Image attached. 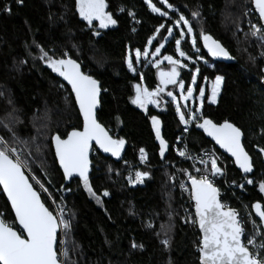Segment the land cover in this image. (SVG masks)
Segmentation results:
<instances>
[{
    "label": "trees",
    "instance_id": "trees-1",
    "mask_svg": "<svg viewBox=\"0 0 264 264\" xmlns=\"http://www.w3.org/2000/svg\"><path fill=\"white\" fill-rule=\"evenodd\" d=\"M105 2L106 11L118 23L99 30V36H93L92 29L76 13L75 0H23V4L0 0V137L9 139L12 132L16 134L20 141L16 147L23 153L22 158L29 159L38 176H44L42 167L47 169V179L42 182L58 202L62 197L67 209L71 210L68 215L72 217V228L64 239L68 258L74 264H198L199 230L184 222V209L188 208L189 212L194 209L189 208L188 193L179 187L182 174L177 173V169L190 165L180 162L172 150L183 125L179 124L174 105L164 102L170 100L166 96L160 105H149L147 113L130 103L134 95L132 84L138 83L143 74L144 86L154 89L159 83L158 69L141 57L140 63L135 65L137 72L133 74L124 61L128 49H142L155 26L161 22L167 24V20L151 13L143 0ZM169 2L191 20L197 38L200 31L212 35L233 57V60H225L208 56L202 42L198 41L199 54L204 60L195 64L184 61L189 67L181 69V77L187 85L191 70L199 68L198 85H204L207 91L204 76L209 79H214L216 74L225 76L217 103L211 104L205 98L202 111L215 122L228 120L241 128L245 148L254 163L251 177L257 182L264 180V156L258 151V147H264V135L260 134L264 129V84L260 83V77L264 75L260 72L264 68V56L261 55L264 41L249 33L251 24H261L252 0ZM153 3L166 10L159 0H153ZM5 4L10 6V12L3 11ZM192 10H198L200 16L192 19ZM128 11L135 14L139 24ZM169 15L175 18L170 10ZM96 23L93 22V27ZM161 43L165 45L162 54L179 58L175 54L174 40L169 38ZM37 44L56 58L67 51L82 65L84 72L99 81L103 96L98 120L114 138L126 140L122 161L115 162L98 152L92 157L90 183L97 194L104 190L110 193L107 197L101 196L102 205L89 196L79 179L66 184L55 160L51 136L64 137L82 121L70 88L38 58ZM182 50L195 60L197 53L193 52L187 38L182 41ZM249 57H255V62ZM169 67L168 63L160 65L161 70ZM169 89L172 90V86ZM174 93L178 95L175 90ZM152 115L161 121V135L169 145L165 159L159 155V142L151 126ZM5 124L12 132L4 127ZM189 127L188 143L192 152L215 147L202 130L194 125ZM141 147L148 160L142 172L149 175L145 187L132 188L126 176L135 166ZM37 148H40L39 152ZM218 152L228 165L230 179L241 181L242 175L232 160ZM173 174L177 179L170 178ZM61 185L70 192H58ZM236 193V197L229 199V206L238 210L247 236L253 228L250 217L259 222L251 205L260 202L264 206V194L259 192L256 184L246 186L243 193ZM47 203L51 204V201ZM245 207L251 213L250 217L244 216ZM0 211L14 219L2 194ZM165 234L171 237L167 249L161 244ZM133 242L142 244L143 248L132 249ZM73 245L75 251H72Z\"/></svg>",
    "mask_w": 264,
    "mask_h": 264
},
{
    "label": "snow or ice",
    "instance_id": "snow-or-ice-1",
    "mask_svg": "<svg viewBox=\"0 0 264 264\" xmlns=\"http://www.w3.org/2000/svg\"><path fill=\"white\" fill-rule=\"evenodd\" d=\"M143 2L151 13L157 14L162 20L166 19L167 24L161 22L155 26L142 49L130 48L126 51L124 61L128 71L136 74L135 65L140 63L141 57L147 60L149 56H161V49L165 47L161 41L169 38L175 41V54L179 58L164 54L161 59L154 60L153 67L158 69V85L154 89L144 86V76L141 74L140 81L132 84L134 95L130 98V103L147 113L149 105L158 106L165 96L170 98L164 102L174 105L179 124L184 126L183 132L188 133L190 125L202 130L204 135L211 138L219 149L233 159L236 167L244 174L242 180L248 185L256 184L259 192L264 194V180L257 182L249 176L253 173L254 163L242 142L244 134L241 128L228 120L215 122L202 111L205 98L211 104L217 103L225 76L216 74L214 79L203 77L208 84L207 96L205 86L198 85L199 68L191 70V80L187 85L181 77V69L189 67L184 61L195 64L204 60L199 54L201 49L198 41L202 42L208 56L225 60H233V57L212 35L200 31L197 38L191 20L179 12L169 0H159L166 10L158 7L153 0H143ZM15 3L23 4V0H15ZM252 3L259 14L261 25L251 24L249 33L264 41V0H252ZM106 8L105 0H75V11L92 29L93 36H99V30L116 26L118 23ZM169 10L175 18L169 15ZM3 11L10 12V6L5 4ZM128 15L135 19L132 11H128ZM199 16L198 10L191 11L192 19ZM94 21L97 22L95 27H93ZM135 23L139 24L140 20L135 19ZM132 31H136L135 27ZM186 38L190 40L193 52L197 53L195 60L182 50V41H186ZM36 47L39 49L38 58L53 73L66 81L67 86H70L71 95L74 96V103L78 107L82 121L80 126L72 128L64 137L59 134L51 136L55 160L62 169L65 181L78 177L89 196L97 204L102 205L101 196L107 197L110 193L104 190L101 194H97L91 185L90 153L99 149L119 160L126 140L114 138L98 120L97 109L101 93L99 81L82 71L81 64L67 51L56 58L55 54L50 55L40 45L37 44ZM150 48L154 50L150 51ZM261 55L264 56V52ZM249 59L255 62V57ZM164 61L170 66L168 70L160 69ZM209 67L213 66L209 65ZM260 72L264 73V68H261ZM260 83L264 84V75H261ZM60 86L65 87L64 84ZM169 86H172V90ZM174 90L178 95L174 94ZM190 101L199 103L195 107H190ZM150 120L155 139L159 142V155L161 159H165L169 145L161 135V121L155 115L150 116ZM4 127L12 132L7 124ZM260 134L264 135V129ZM180 140L181 138L177 137L178 143ZM18 143L20 141L14 132L9 139L0 137V194L6 197V203L14 213V219H9L4 211H0V264H74L68 258L69 253L65 248L64 239L72 228V217L68 215L71 210L67 209L62 197L58 202L42 182L47 179L46 168L42 167L44 176L34 174L29 159L22 158L23 153L17 149ZM36 151L39 152L40 148ZM258 151L264 156V147H258ZM177 153L180 157L193 161V171L184 168L177 169V173H182L185 177V180H180L179 187L188 193L189 208L194 209L193 212H189L188 208L184 209L186 213L184 222L197 226L199 230L196 244L198 264H264V206L260 202L251 205L259 222L250 217L253 228L245 236L246 229L239 212L223 201L221 190L216 185V179L226 174V168L221 166L224 164L221 156H217L212 149H204L197 157L191 154L187 146L177 149ZM139 160L141 163L147 160V153L143 147L139 149ZM196 163L203 167H196ZM111 170L109 168L110 172ZM148 175L146 171L136 170L135 178L130 176L128 181L133 185L142 183ZM170 178L175 180L177 176L173 174ZM232 184L241 189L245 186L244 183L237 184L236 181H232ZM57 191L63 193L70 189L61 185ZM49 200L52 201L51 204L47 203ZM170 243L171 237L165 234L161 244L167 249ZM75 247L73 245L72 251H75ZM131 248H143V245L133 242Z\"/></svg>",
    "mask_w": 264,
    "mask_h": 264
},
{
    "label": "built area",
    "instance_id": "built-area-1",
    "mask_svg": "<svg viewBox=\"0 0 264 264\" xmlns=\"http://www.w3.org/2000/svg\"><path fill=\"white\" fill-rule=\"evenodd\" d=\"M260 25L257 24V26H260ZM256 38L259 39L258 37H256ZM189 130H190V127H189ZM189 132L188 133H184L183 132V128H182V130L177 135V137H180L181 138L180 142L179 143L177 142V137H176L175 142H174V144L172 146V150H173V153H174L175 157L177 159H179L180 162L183 161V162H186V163H188L190 165L189 168H186L185 167L186 169H188L190 172L193 171V167H192L193 161L192 160H186L183 157H180L178 155V153H177V149H183V148H185V146H187L188 150L194 156L199 157V155L202 154V152H203L204 149H212L216 153L217 156H221V158L223 159L222 155L218 152V150H217L216 147L202 148L198 152H192L190 150V146H189V143H188V134H189ZM147 164H148V160H146L144 163H141L140 162V160H139V153H138L137 154V162H136L135 166H133V167L130 168V170H129L127 176H126L127 181H128V178L130 176L134 179L135 178V171L136 170L142 171V168L145 167V166H147ZM167 164H169V163H167ZM221 166L224 167V168H226V174L224 176L216 179V185L221 190V195H222L223 201H224V199H226L227 200V203L226 204L229 205V203H230L229 199L230 198H233V197H236L237 196V193L236 192L239 191L240 193H243L245 191V187L246 186H252L253 184L252 185H248L246 183V181L241 180V181H236V182H237V184L244 183L245 186H244L243 189H241L238 186L233 185L232 184V181L233 180H231L230 177H229V174H228V165H227V163H226L225 160H224V164L221 165ZM196 167H203V166L200 165L199 163H196ZM180 180H185V177L183 176V174L181 175ZM128 184L132 188H143L146 185V180L144 179L142 183H138V184H135V185L130 184L129 181H128ZM69 192L70 191H66L64 193L65 194H68ZM51 203H52V201H51ZM244 213H245L244 216H246V217H250L251 216V213L248 211V209H246V207H245V212Z\"/></svg>",
    "mask_w": 264,
    "mask_h": 264
},
{
    "label": "water",
    "instance_id": "water-1",
    "mask_svg": "<svg viewBox=\"0 0 264 264\" xmlns=\"http://www.w3.org/2000/svg\"><path fill=\"white\" fill-rule=\"evenodd\" d=\"M253 7H254V4H253ZM254 10H255V7H254ZM256 12V11H255ZM256 14H257V16H258V18H259V14H258V12H256ZM81 69H82V71H83V67H82V65H81ZM88 74V73H87ZM63 80V79H62ZM66 85H67V82L66 81H63ZM69 88H70V86H68ZM100 87H101V84H100ZM102 96H103V90H102V87H101V93H100V96H99V101H100V103H99V106H98V109H97V115H98V112H99V110H100V108H101V101H102ZM74 97V96H73ZM78 108V107H77ZM104 126V125H103ZM105 127V126H104ZM106 128V127H105ZM107 129V128H106ZM108 130V129H107ZM109 131V130H108ZM111 134V133H110ZM244 134V133H243ZM208 139L211 141V138H209L208 137ZM212 142V144L223 154V155H225V156H227L229 159H231L232 160V162H233V164H234V166H235V168L241 173V175H242V177L244 176V174L236 167V165H235V163H234V161H233V159L227 154V153H224L223 152V150L222 149H219V146L218 145H215V143H214V141H211ZM242 142L244 143V135H243V137H242ZM53 150H54V147H53ZM247 151V150H246ZM96 152H98L99 154H101L103 157H106V158H111L113 161H115V162H120V161H122L123 159H124V156H125V148L123 149V151H122V153H121V159H119V160H117L115 157H112L110 154H108V153H104V152H102L101 150H99V149H96V150H94V151H92L91 153H90V160H91V164H90V171H89V174H90V172H91V169H92V157H93V155H95L96 154ZM54 153H55V150H54ZM253 160V159H252ZM58 163V162H57ZM58 166H59V164H58ZM60 169V168H59ZM61 170V172H62V169H60ZM253 173H254V170H253ZM253 173H251V174H249V176H252L253 175ZM62 174H63V172H62ZM76 179H79L78 177H74L73 179H71V180H69V181H66V184H68L69 182H71L72 180H76ZM144 179H147V177H145ZM223 199V198H222ZM238 211V210H237ZM14 214V213H13ZM253 214H254V216H255V218L259 221V218L258 217H256V215H255V212L253 211ZM242 239H243V237H242Z\"/></svg>",
    "mask_w": 264,
    "mask_h": 264
},
{
    "label": "rangeland",
    "instance_id": "rangeland-1",
    "mask_svg": "<svg viewBox=\"0 0 264 264\" xmlns=\"http://www.w3.org/2000/svg\"><path fill=\"white\" fill-rule=\"evenodd\" d=\"M150 51H151V48H150ZM162 55H164V54H162V49H161V56H158V57H152V56H149L148 58H147V61H150L151 63L154 61V60H156V59H161L162 58ZM163 63H167V61H164ZM162 63V64H163ZM153 64V63H152ZM161 64V65H162ZM162 70H164V69H162ZM166 70V69H165ZM206 88V87H205ZM222 91V90H221ZM175 94V93H174ZM197 94H198V92H197ZM206 94H207V91H206ZM220 95H221V93H220ZM219 95V96H220ZM219 98V97H218ZM218 100V99H217ZM196 103L198 104L199 102L197 101V102H195V103H193L192 101H190L189 102V106L190 107H194L195 105H196Z\"/></svg>",
    "mask_w": 264,
    "mask_h": 264
}]
</instances>
